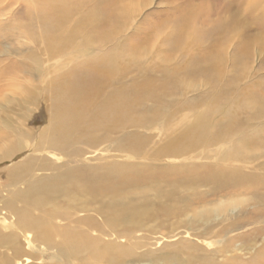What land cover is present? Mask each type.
I'll return each mask as SVG.
<instances>
[{
  "label": "bare ground",
  "instance_id": "bare-ground-1",
  "mask_svg": "<svg viewBox=\"0 0 264 264\" xmlns=\"http://www.w3.org/2000/svg\"><path fill=\"white\" fill-rule=\"evenodd\" d=\"M86 1L0 0V17L9 15L10 18L7 17V19L13 21L9 27L11 28L10 37L0 35V93L7 90L15 92L16 79L21 74L28 77L32 74L30 61L38 51L52 60L67 55L73 57L75 52L71 54L70 50L77 45L75 43L78 38L82 39V45L77 48L76 52L82 54H88L91 44L103 47L109 42L114 43L113 41L117 40L116 38L122 33L123 26L118 24L116 26L112 22L113 20L116 23L125 22V19L132 15L129 12L130 7L126 6L128 4L119 8L117 6L118 10L113 15L106 8L103 13L101 12L102 14L99 11H93L87 16L85 14L82 16L80 9H83V4ZM253 2L255 1L248 0L246 3L257 8L259 4H253ZM2 3L10 7L5 8L8 12H4L5 9L1 7ZM16 3L23 4L20 7V15L10 12L11 6ZM103 5L106 7V5L109 6V3L103 2ZM190 9L188 14L183 16V18L187 17V21H190L189 16H192L193 12L197 13L196 10ZM79 14L82 15L79 17ZM35 15H38L36 21L34 20ZM75 15H78V20L74 19ZM103 20L109 21L108 25L104 24ZM187 21L185 20L186 25L178 29V34L175 36L182 42H185L184 39L195 40L201 34L197 28L190 26L191 22L188 24ZM3 27L4 25L0 23V31ZM61 30L63 32H60ZM92 30H95L93 35L89 33ZM13 31H23L21 32L23 38L33 40L39 47L37 52L34 53L28 47L31 44L24 45L26 42L22 44L23 48L15 50L9 47L3 48L2 40H11ZM152 36H147L145 39L147 41L144 43L118 41L113 44L115 49L113 53L103 54L87 61L82 67L90 79L87 75L86 77L94 82L86 93L78 94L68 87V85H72L71 82H75V78L73 79L76 71L74 63L68 64V72L72 71L71 73H73L67 74L71 81L64 74L62 82L49 87V89L52 87L55 89L56 95H47L46 89L42 90L41 94L35 93L29 88L30 91H26L27 94L29 92V95H24L27 98L23 101L26 113L31 111L32 107L44 104L47 98L53 99L54 107L49 121L53 124L52 126L50 123L47 125L48 128L42 134L36 151L51 149L61 154L70 155L72 156L71 160H74V158L82 156L83 153L78 145L86 144L90 149L96 148L100 143L111 140L113 133H120V138L118 136L116 140L115 150L129 152L137 158V161L143 157V140L138 135L130 134L127 128L131 125L129 124L130 118L137 108L141 110L140 116H137L138 119L136 117L132 119L136 128L139 125H146V122L157 120L156 117L164 112V109L159 107V109L153 110L154 115L150 119L147 118L152 114V110L145 107L146 101L152 95L146 94L144 91L149 86L148 84L142 87L144 90L141 88L140 95H137L133 90L131 93L119 94L117 99H120L121 105L117 102L118 105L114 109L110 121L107 120L108 117L104 119L101 116L99 118L97 114L95 116L92 114L93 120L89 117L90 121H88L87 118L92 113L88 111L91 110L89 103L93 98L104 91L108 94L107 89L124 76L122 67L116 65L117 53L120 58L123 54L137 58L142 53H149L150 50L146 44L154 40ZM169 41H173V39ZM226 42H231V40L227 39ZM248 47L250 46H245L244 51L238 56L236 53L234 64L237 63L239 66L243 55H248ZM212 56L206 60V65L210 70L217 68L219 72H224L225 58L219 55ZM200 64H203V61ZM199 66L201 65L191 67V70L197 72L200 69ZM227 90L226 88L225 91ZM241 93L243 92L241 91ZM160 94L163 96L164 93ZM76 95L80 97L78 98ZM162 96L158 97V102H164ZM111 99H115V97ZM71 102H76L74 107L68 105ZM221 102L224 101L221 100ZM215 103L219 104V102ZM221 106L218 105L214 108L205 106L203 109L197 110L186 139L181 137L172 150L161 152L162 156L171 154L190 157L199 148H202V152H199L201 160L181 167L182 171L177 167L164 168L159 164L137 161L100 166L91 163L71 166L68 163L63 165L55 161L50 163L51 161L46 157L37 161L30 156L31 158L22 165L24 169L20 168L22 166L16 168L17 174L28 175L34 170L56 171L59 174H56L57 176L52 179L49 177L39 180L38 185L30 184L26 192L18 195L21 199H28L25 209L19 212V227L24 232H32L37 241L48 248L47 250L56 251L50 257L52 264H264V248L255 249L256 241L249 240L247 243H243V247L247 248L243 250L251 251V253L254 251L249 259H244V256L238 252L241 249H238L237 243L234 244L236 238L229 237L239 228L250 227L254 224L256 226L264 221V124L258 129L256 125L258 119L264 120V95L244 101L240 107H242L241 110L245 117H242L241 114L237 115L239 119L234 120L237 124L231 123L233 121L231 117V122L224 126L221 121L213 118L222 112L223 107ZM99 115H101L100 112ZM126 116L129 117L127 121H125ZM55 122L58 125H55L57 124ZM216 122H220V124H216ZM6 123H9V120ZM221 125V131L216 132L215 129L220 128ZM10 137L5 131H0V144L5 142L10 144ZM20 143H15L18 147L15 152L23 150V145H20L19 148ZM8 152L11 151L7 150L6 155L0 161L11 159L13 152ZM155 156L158 158V154ZM38 211L41 212L36 215ZM81 213L85 215H80ZM245 213L250 215L251 220H241L242 218L239 220ZM154 221L158 223L157 228L149 225ZM171 221H173L172 224H170ZM59 222H67L68 225H58ZM186 227L191 230L195 227L199 228L198 237L201 236L202 239L221 238L218 239L219 246L214 249H206L183 240L175 245L174 249H138L135 242H131L129 245L120 242L122 240L131 241L136 233L142 231L155 233L158 229V233L160 230H164L163 232H167V235H171ZM255 231L256 229L251 230L246 236L253 237ZM112 234L116 236V239L113 241L105 239ZM240 235L244 237V234ZM15 240L16 235L13 234L9 237L0 236V246L9 245L12 251L10 257L5 256L0 260V264H13L14 259L23 255V249L15 243L17 241Z\"/></svg>",
  "mask_w": 264,
  "mask_h": 264
},
{
  "label": "rangeland",
  "instance_id": "rangeland-1",
  "mask_svg": "<svg viewBox=\"0 0 264 264\" xmlns=\"http://www.w3.org/2000/svg\"><path fill=\"white\" fill-rule=\"evenodd\" d=\"M247 1L248 0H87L83 4V9H80L83 14H81L82 16H87V14H90V12L93 11L103 13L106 8H108L110 14L113 15L118 10L117 6L119 8L122 5L128 4L126 6L130 7L129 12L130 14L132 13V15L129 18H126L125 22L116 23L114 20L112 22V24L116 26H123L121 35L116 38L117 40L113 41L114 43L118 41L121 42V40L135 43H138L139 41V43H144L147 41L145 40L147 36L151 37L153 35L152 37L154 40L151 42L149 41L148 44H146V46L149 47V53H142L137 58H131L128 55L123 54L120 58L119 53L116 52V56H118V60L116 59V65L122 67V74H124V76L120 79V76L118 75L120 81L118 80L115 85H112L111 88L107 89L108 94L104 91L102 94L98 93L95 98H93L89 105L90 109L94 112L91 110L88 111L92 113H90L91 115H88L87 118L88 121H90V119L93 120V115L95 116V114H97L99 118L101 116L102 118L104 117V119L105 117H108L109 119L107 120L110 121L112 119L111 115L114 113V109L118 105L117 102L120 100L117 99L119 94H124L125 92L131 93L133 90L137 95H140L143 89L142 87L148 84L149 86L147 89L143 90L146 94L149 93L152 95L146 101L145 107L152 110V114L147 118L150 119L151 116L154 115L153 110L155 111L159 109V107L163 108L164 112L156 117L157 120L149 121L150 123L146 122V120V125H139L137 128L132 119L134 117L138 119L137 116H140V108H137L134 111L135 113L131 116L129 124L132 126L130 125L127 128V131L132 135H138V137L143 140V157L138 159V161L137 158L129 152L115 150L116 140L120 138V133H113L111 140L100 143L96 148L90 149L86 144L78 145L83 153L81 154L82 156H78L74 158V160H71L72 156L70 155L61 154L60 152L52 151L51 149L36 151L42 134H44L45 130L48 128L47 125L50 123L52 126L53 124L49 122L51 120V112H53L54 109L53 99L47 98L44 104L32 107L31 111L29 110L28 113H26L23 108V101L27 98L26 96L29 95V92L28 94L26 92L27 90H32L35 93L41 94V91L46 89L47 95H56L54 92L55 89L53 87L52 89H49V87L58 82H62L64 74H66L67 79L68 73L73 74L71 73L72 71L68 72V64L70 63H74L73 66L76 67L74 68L76 71L74 72L73 70V79L75 78V82H71L70 84L72 85H68V87L71 91L73 89V92H78V94L86 93V91L93 86L94 81L89 80L90 78L88 77V74L85 73L82 66H84L87 61L92 60L93 58L95 59L97 56L100 57L103 54L113 53L115 50L113 46L114 43L109 42L103 47L91 44L88 55L76 52L77 48L82 45V39L78 38L75 43L77 45L74 47L76 49L73 48L70 50L71 54H74L73 52H75L73 57H71L72 55H67L66 57H57L49 60L46 55H43V53L39 51L37 52L39 47L33 40L25 37L23 38V34L21 33L23 31H13L11 40H2L3 48L9 47L12 50L21 47L23 48L22 44L26 42L24 45L28 46L31 44L28 47L34 53L37 52L30 61L32 74L29 77L21 74V76L16 79L17 83L20 82L18 84L16 83L17 87L14 89L16 90L15 92L7 90L0 93V131L2 132L3 130L6 134L8 133L9 136H11L10 144L7 142L0 144V159L6 155L5 152H7V150L11 151L8 153L13 152L11 159L0 161V236L9 237L11 234L16 235L17 241L15 240V243H17L24 251L21 257L14 259L13 264H52L50 257L56 252L54 250H47L48 248L38 242L32 232H24L19 227V212L25 209V203L28 199H21L18 195L26 192L30 184L38 185V183H40L39 180L49 177L52 179L59 174L56 173V171L43 170H34L29 172L28 175L25 173L17 174L15 172L16 168L24 165L29 158L33 157V159L41 161L43 157H46V159L51 161L50 163L55 161L63 165L68 163L71 164V166H77V164L80 165L83 163H91L95 166H100L109 165L111 163L120 164L137 161L147 164H159L164 168L177 167L182 171L181 167H185L189 165V163L201 160L202 157H200L199 152H202V148H199L196 153H193L190 157L171 154H165L162 156L160 154H162V151L167 152L168 149L172 150V148L177 145V140L181 137H184V140L186 139L191 122L197 110H201L205 106L206 108H214L218 105H222V112L218 113L213 118L221 121L223 126L231 122V118L233 119L231 123L235 122L234 124H237L236 121H234L239 119V116L237 115L241 114L242 117H245L241 110L242 107H240L243 105L244 101L246 99L250 101L251 98H260L261 95H264V0H254L255 2H253V4H259L257 8H253L252 5H247ZM103 2L109 3V6L106 5V7H104ZM3 3L1 5L2 8H10ZM21 5L23 4H14L11 6L10 12H13L14 15H20ZM190 8L196 10L197 13L193 12L192 16L188 15L190 21H187V17L183 18V16L191 10ZM6 11L8 12L7 9H5L4 12ZM81 15L79 14V17ZM75 16L74 19L78 20V15ZM7 17L10 18L9 15L0 17V23L4 25L0 31V35L4 37L11 34V28L9 27H11L10 24L13 23V21H9ZM37 17L38 15H35V21ZM185 20L188 24L191 22L190 26L197 28L201 32L199 38L195 40L184 39L183 41L185 42L179 41L175 38L178 34V29L183 28V26L186 25ZM103 23L108 25L107 23H109V21L107 22L106 20L105 22L103 20ZM71 24L72 22L70 25ZM60 32L63 31L61 30ZM94 32L95 30L89 31L92 35ZM97 32L99 31L97 30ZM170 39H173L174 42L169 41ZM227 39L231 40V42H226ZM245 46H250L248 47V55H243L238 66L237 63H233L234 56L236 53L238 56L239 53L243 52ZM212 55H219L225 58L224 72H219L217 68L210 70L208 65H206V60L213 57ZM16 56L20 59L18 55ZM202 61L203 64H200ZM198 64L201 66H199L200 69L197 70V72H195L196 70H191V67H198ZM204 64L205 66H202ZM68 80L71 81V78L69 77ZM226 88L228 89L227 91H225ZM118 90H120V92H118ZM241 91L243 93H241ZM161 92L165 95L163 94L162 96L160 94ZM116 93H118L117 96ZM76 96L78 98L80 97L79 95ZM160 96L163 97L164 102H158V97ZM113 97H115V99L110 100V98ZM221 100L224 102H221ZM215 102H219V104ZM74 103L71 102L68 105L74 107ZM99 112L101 115H99ZM128 118L129 117L126 116L125 121H127ZM7 120H9V123H6ZM72 122L74 123L75 120ZM256 122L257 129L261 128L264 124L263 119H261V121L258 119ZM216 124H220V122H216ZM55 125H58V123ZM222 125L220 128L218 127V129H215L214 127L215 131H221ZM127 131L125 130V133H127ZM242 135L245 136V134ZM18 142H21L19 148L20 145H23V150L15 152V150L18 149L15 143ZM12 148L13 150H11ZM156 154H158V158L156 156L154 157ZM20 168L24 169L23 166ZM40 212L41 211H38L36 215H39ZM80 215L85 214L81 213ZM240 219L251 220L250 215L246 213L241 216L239 220ZM172 223L173 221H171L170 224ZM60 224L62 226L68 225L67 222H59L58 225ZM149 225L154 228L158 227V223L155 221L151 222ZM263 227L264 221L256 226L254 224L250 227L246 226L239 228V230L234 231L229 235V237L236 238L234 244L237 243L236 245H238V249H241L238 252L244 256V259H249L254 252L251 253V251L243 250L247 249L246 247L244 248L243 245L249 240L251 242L256 241L257 246L255 249L264 248V236H262L264 235ZM261 228L263 229L261 230ZM254 229H256L253 233L254 236L247 237L246 235ZM163 231L160 230V233H158L157 229L155 233L149 231L138 232L134 235L133 240H122L120 242L127 245L131 242H135L138 245V249H174L175 245H178L180 241L184 240L190 244L200 245L206 249H214L219 246L220 243L218 241L221 239H202L201 236L198 237L199 228L197 227L192 230L188 227L179 229L174 233L175 235H167V232ZM239 233L244 234V237ZM105 239L113 241L116 239V236L112 234L105 237ZM57 240H59L58 237ZM11 255L12 251L10 250L9 245L4 244L0 246V260L5 256L10 257Z\"/></svg>",
  "mask_w": 264,
  "mask_h": 264
}]
</instances>
